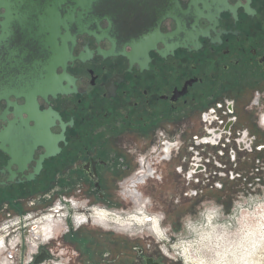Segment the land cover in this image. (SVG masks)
Listing matches in <instances>:
<instances>
[{"label":"flooded vegetation","instance_id":"1","mask_svg":"<svg viewBox=\"0 0 264 264\" xmlns=\"http://www.w3.org/2000/svg\"><path fill=\"white\" fill-rule=\"evenodd\" d=\"M52 1L0 0V210L22 218L41 200H83L77 227L161 238V215L146 212L137 190L148 178L134 176L141 162L144 173L162 166L163 140L179 150L193 140L181 172L195 191L261 154L256 136L234 126L240 99L264 109V0ZM164 150L170 158L173 145ZM88 191L96 196L83 198ZM118 194L135 210L92 211ZM55 211L31 214L25 263L10 250L20 243L1 235L0 264H166L149 236L123 247L83 242L57 258L50 242L39 245L62 231Z\"/></svg>","mask_w":264,"mask_h":264},{"label":"rangeland","instance_id":"2","mask_svg":"<svg viewBox=\"0 0 264 264\" xmlns=\"http://www.w3.org/2000/svg\"><path fill=\"white\" fill-rule=\"evenodd\" d=\"M252 100L253 96L250 95L238 101L235 114L239 120L234 128H248V130L256 136L258 145L262 147L261 151H258L259 148L257 149L262 155H253L250 153L246 158L240 157V161L234 169L233 174H229L227 178L217 180L220 185L217 184L216 186L214 184L203 191H195L193 190V182H190L186 175L181 172L187 169L183 170L181 156L187 152L186 156L189 157V153L191 152L190 146L193 143L192 139L185 140L181 150L176 147L175 141L170 142L171 145L175 146L171 153L172 156L170 155L171 157L169 158L163 154L162 166L158 164L152 165L151 162V169H149L151 171H149L148 174L141 176H147L151 172V177L148 178L145 184L138 185L137 190L141 193V197L148 201L146 212H148L149 215L163 214L161 218V238L151 235L147 230L138 233V227H136V232L106 230L99 225L91 223L76 227L77 225L75 222H71L70 219H68L69 225L67 224V228H69V233H65L64 224H60L62 231L59 233V236L53 237L50 241L47 240L46 243H40V247L42 245L47 246L48 242H50L48 246L52 247V249L55 250L56 257L60 258L69 256V253L66 255V251H63V249L65 250V248H68L67 246H69V249L72 251L79 248L83 242H87V245L91 248L112 246L123 247L142 244L144 239L141 238L149 236L152 245L157 244L160 247L162 246V249L167 250L168 255L162 253L163 260L166 264H184V260L180 258L182 255L181 253L178 254L177 245L173 240L175 238V233L181 229L182 218L185 217L186 214L194 212L201 204V201L206 200H216L217 202L224 204L225 210H227L231 206V202L236 193L241 191L259 192L264 189V126L259 123L260 118L264 116V109L261 110L260 107L251 106ZM192 127L194 128L193 131H195L196 126ZM188 129L190 130L191 127ZM151 154L153 156V153ZM187 166L189 167L188 163L184 165V167ZM160 168L162 169V190L160 189ZM155 170L156 172H154ZM134 177V179H136L140 176L135 175ZM221 185L222 187H220ZM85 193L87 197L83 198L96 196L94 191H88ZM126 194L127 192H125L124 195L126 196ZM82 201L78 202L76 207L75 205L70 204L71 213L74 219L75 215L85 214V207L88 206V204L81 203ZM45 203V200H41V202L39 201L38 206H26L21 208L23 212L22 216L34 213L37 218L43 217L44 214L50 213V211L48 212L49 209L51 210L56 206L55 202L53 205H46ZM114 203L115 205H105L96 202V204H91V208H104L114 213L120 212V216H127L135 210V206L131 200L128 197L123 199L120 194L115 196ZM6 212L13 211L0 210V236L1 234H3V236L6 235L7 245H9L8 241L11 242L14 239L18 243V239L16 238L18 237L20 239V244L14 249L11 247L10 250L13 257H16L14 259L16 263H19V261L25 263L24 261L27 257V250L30 241L29 225L34 220L30 219V221L28 219H22L21 223L15 222V224L13 223L11 225L4 224L7 220V217H5L4 214ZM69 216L72 219V216ZM3 228L8 230L6 231ZM8 233L9 235L7 237ZM71 234L73 235L71 236ZM81 258L82 259L79 260V263H84L86 261L85 257L82 256ZM9 260L12 262V259Z\"/></svg>","mask_w":264,"mask_h":264},{"label":"clouds","instance_id":"3","mask_svg":"<svg viewBox=\"0 0 264 264\" xmlns=\"http://www.w3.org/2000/svg\"><path fill=\"white\" fill-rule=\"evenodd\" d=\"M173 242L178 254L187 253L184 264H264V189L236 193L227 210L201 201L182 218Z\"/></svg>","mask_w":264,"mask_h":264},{"label":"built area","instance_id":"4","mask_svg":"<svg viewBox=\"0 0 264 264\" xmlns=\"http://www.w3.org/2000/svg\"><path fill=\"white\" fill-rule=\"evenodd\" d=\"M166 144H170V142L169 141H166V140H163L162 141V145H161V151H162V155L164 154H166L165 153V150H164V148H165V146H166ZM175 146H173V148H174ZM164 152V153H163ZM153 153V152H152ZM142 168H143V165H142V162L140 163V169L137 171V174H136V176H142V175H144V174H148V172L149 171H151V170H149V169H151V165H150V167L148 168V170H146V172L144 173V172H142ZM153 173V172H152ZM145 177H147V178H149V175H147V176H145ZM77 203L78 202H73L72 200H70V202L69 203H67V204H63V203H56V206H54V208H52L51 210L49 209L48 210V212L50 211H53V210H56L54 213L56 214V219L58 218V220L60 219L61 220V224H64V227H65V229H64V232L65 233H68V231H69V228H67V224H68V219H70V221L72 222V221H76L77 219V217H79V216H81L82 214H79V215H75V219H74V217L72 216V213H71V205L70 204H72V205H75V207L77 206ZM93 210H96V208H93L92 209V211ZM102 210H106V209H102ZM106 211H110V210H106ZM62 212V213H61ZM112 213H114V212H112ZM44 215H46V214H44ZM69 215H71L72 216V219H71V217L69 216ZM30 217H31V214L30 215H26V216H23L22 218L21 217H17V216H14V217H12V218H8L5 222H4V224H15V222H17V223H21L22 222V219H30ZM161 218H162V215H161ZM74 219V220H73ZM69 225V224H68ZM8 226V225H7ZM7 226H5V227H7ZM80 225H78V227H79ZM77 227V226H76ZM3 229H5V228H3ZM1 230V229H0ZM6 231L8 230V229H5ZM1 235H3V234H1ZM8 235H9V233L7 234V237H8ZM7 238H6V235H5V238H4V241L5 242H7V240H6ZM16 239H18V242H20L19 240V238L17 237ZM4 242V243H5ZM10 241H8V244L10 245ZM49 243V242H48ZM7 244V243H6ZM37 248H38V246L36 247V250H35V252H34V254H36V251H37ZM159 248H160V250H161V253H165L164 252V250L162 249V246L160 247L159 246ZM5 249V248H4ZM33 254V255H34ZM32 255V256H33ZM67 263V262H66ZM65 262H58V261H54L53 262V264H66Z\"/></svg>","mask_w":264,"mask_h":264},{"label":"water","instance_id":"5","mask_svg":"<svg viewBox=\"0 0 264 264\" xmlns=\"http://www.w3.org/2000/svg\"><path fill=\"white\" fill-rule=\"evenodd\" d=\"M50 4H52L53 6H58L59 2L57 0H53ZM56 23V21H55ZM57 32H58V28H57V25L55 26V38H56V35H57ZM52 45V44H51ZM53 46H54V50H57V43H56V40H54V43H53Z\"/></svg>","mask_w":264,"mask_h":264},{"label":"bare ground","instance_id":"6","mask_svg":"<svg viewBox=\"0 0 264 264\" xmlns=\"http://www.w3.org/2000/svg\"><path fill=\"white\" fill-rule=\"evenodd\" d=\"M49 220V219H48ZM83 220L81 219V222H82ZM140 221V220H139ZM80 222V223H81ZM139 224H141V225H143L144 223L143 222H141V223H139ZM154 225V224H153ZM155 230H156V228H155ZM184 253H186V252H184ZM187 254V253H186Z\"/></svg>","mask_w":264,"mask_h":264},{"label":"trees","instance_id":"7","mask_svg":"<svg viewBox=\"0 0 264 264\" xmlns=\"http://www.w3.org/2000/svg\"><path fill=\"white\" fill-rule=\"evenodd\" d=\"M83 245V244H82Z\"/></svg>","mask_w":264,"mask_h":264}]
</instances>
